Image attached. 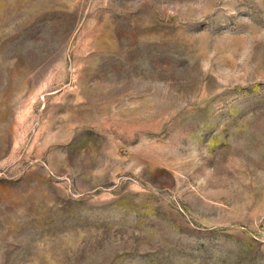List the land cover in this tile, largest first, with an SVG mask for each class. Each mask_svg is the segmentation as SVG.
Listing matches in <instances>:
<instances>
[{
  "label": "rangeland",
  "instance_id": "1",
  "mask_svg": "<svg viewBox=\"0 0 264 264\" xmlns=\"http://www.w3.org/2000/svg\"><path fill=\"white\" fill-rule=\"evenodd\" d=\"M0 264H264V0H0Z\"/></svg>",
  "mask_w": 264,
  "mask_h": 264
}]
</instances>
